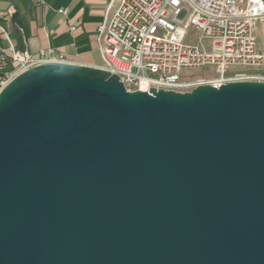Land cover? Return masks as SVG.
Returning a JSON list of instances; mask_svg holds the SVG:
<instances>
[{"label":"water","instance_id":"1","mask_svg":"<svg viewBox=\"0 0 264 264\" xmlns=\"http://www.w3.org/2000/svg\"><path fill=\"white\" fill-rule=\"evenodd\" d=\"M0 264H264V81L129 91L58 61L16 75Z\"/></svg>","mask_w":264,"mask_h":264},{"label":"built area","instance_id":"2","mask_svg":"<svg viewBox=\"0 0 264 264\" xmlns=\"http://www.w3.org/2000/svg\"><path fill=\"white\" fill-rule=\"evenodd\" d=\"M15 12L14 5L0 8V37L5 42L0 47V70L7 69L0 90L26 69L65 62L53 49L41 50L36 57L17 49L3 24ZM263 21L264 0H111L95 36L103 59L99 68L118 75L129 91L186 92L200 85L218 88L248 80L239 68L263 64L264 53L254 35L256 23ZM78 24L72 19L70 29ZM191 32L199 35L200 43L187 41ZM207 68L218 76H196Z\"/></svg>","mask_w":264,"mask_h":264},{"label":"crops","instance_id":"3","mask_svg":"<svg viewBox=\"0 0 264 264\" xmlns=\"http://www.w3.org/2000/svg\"><path fill=\"white\" fill-rule=\"evenodd\" d=\"M110 1L46 0L45 4H38L36 0H0V8L7 9L10 5L16 8L14 15L6 18L3 24L8 27L17 49L35 57L41 50L49 53L53 49L65 62L101 67L103 59L95 36L98 23L108 14ZM61 8H66L67 14L60 13ZM72 19L79 21L74 31L70 29ZM195 35V43H200L199 35ZM254 35L258 48L264 53V21L256 23ZM4 43L0 37V47ZM253 68L264 72V62ZM6 71L0 70V85ZM248 80L264 81V76L262 79L248 77Z\"/></svg>","mask_w":264,"mask_h":264},{"label":"rangeland","instance_id":"4","mask_svg":"<svg viewBox=\"0 0 264 264\" xmlns=\"http://www.w3.org/2000/svg\"><path fill=\"white\" fill-rule=\"evenodd\" d=\"M196 35L195 33L191 32L189 33V35L187 36V41L189 42H194L196 40ZM240 70H242V72L246 73V75L250 78V79H262L264 76V72H261L259 70H257V68H253V67H241L239 68ZM233 71V70H232ZM201 75L206 76V75H212L214 77L218 76V72H216L214 69L212 68H207L203 73L197 72L196 76L200 77ZM230 76L232 75L231 73L229 74ZM254 81H259V80H254Z\"/></svg>","mask_w":264,"mask_h":264}]
</instances>
